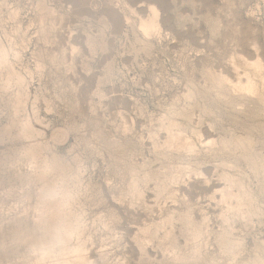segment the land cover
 I'll return each mask as SVG.
<instances>
[{
  "label": "rangeland",
  "instance_id": "rangeland-1",
  "mask_svg": "<svg viewBox=\"0 0 264 264\" xmlns=\"http://www.w3.org/2000/svg\"><path fill=\"white\" fill-rule=\"evenodd\" d=\"M128 1L133 6L137 4L142 6L144 15L149 13V2H156L162 6V35L155 36L157 44L150 55L145 52L137 54L133 45L135 37L132 36L133 27L130 23L122 21L114 22L109 27L107 36L110 44L106 51L93 55L90 52L84 31L86 27L89 29L91 27L87 23L88 15L93 21H97L100 15L108 10L115 9L122 12L120 7L122 0H86V4L77 9V4L72 0H53L54 4L62 6L60 8L66 12V15L57 25L54 39L49 41L44 40L38 32L37 0H0V28L7 29L6 31L11 34V46L20 52L17 67L28 73L31 90L28 110L33 116L36 127L43 129L42 137L51 141L52 149L69 161L73 162L77 155L85 158L82 164L85 168L83 187L86 185L85 188H89L86 194L90 195L92 192L93 197L86 195L82 197L85 201L86 223L93 233V252L103 256L109 264H116L125 257L132 264H140L141 259L146 256H142L143 252L134 236L148 224L159 222L168 213L173 212L175 207L183 208L185 205L183 199L194 206L197 216L201 213L208 214L210 228L214 232L209 237V243L212 245L206 248L214 251V246L216 249L214 235L216 230H219L220 200L213 198L212 195L219 194L223 184L219 179V169L215 167L218 163L215 157H205V165H202L205 171L203 175L188 172L182 174L183 176L181 175V179L179 178L176 183H171L178 190L180 199L182 198L181 204L173 202L168 195L157 200L153 180L143 184L148 185L145 187L144 200L134 201L135 198L131 195H125L126 197L120 200L119 197L124 193L128 183V177L123 175L126 169L125 163L116 165L112 161L96 130L103 129L111 141H127L129 147L126 148L127 150H122V155L125 161L140 165L141 173L149 168L165 172L166 166L170 164L169 166L172 167L174 163L175 168L179 163L182 165L180 167H186L187 159L184 157L157 158L156 152H153L155 149L150 133L154 130L159 131L157 140L164 141L167 134L160 126L159 119L165 114L163 110L168 109L172 102L179 101L180 104L184 102L183 94L187 89L188 79L193 80L198 87L204 85L203 67L208 66L214 71L227 73L231 75L232 80L238 81L237 71L233 69L231 63V56L234 53L243 55L244 59L250 61L261 55L264 61V0ZM16 7L19 9V15L17 14L15 20L9 14ZM45 23L51 24L48 19ZM95 29L97 30L96 26H93L90 31L96 34ZM4 40L6 43L9 41L6 36ZM72 42L76 46L79 45L75 52H72ZM62 47L66 49L64 61L38 67L37 60L42 58L45 49L57 53ZM72 58L75 59L73 69L69 68ZM115 58L116 63L119 61L115 64L116 76L99 84V78L106 76V66L109 62L115 61ZM241 68L245 67L238 69L243 72ZM29 71L32 73L29 74ZM45 98L50 99L52 108H47ZM73 103L77 106L76 109H73ZM4 105L0 104V123L7 125L8 109ZM221 107L226 108L224 105ZM196 114L195 121L199 116L198 113ZM212 119L220 128L232 127L239 134L244 135V131L231 125L227 118L221 119L214 114ZM127 120L128 130L124 122ZM202 128L205 134L202 140L211 141L217 134L216 130L209 127L208 122H205ZM85 142L88 144L86 145ZM18 145H20L19 141L0 143L1 174L8 172L9 169V172L19 168L32 170L31 164H19L12 160L9 162L11 158L5 157L6 148L10 149ZM258 148L264 152V144H259ZM180 159L182 162L179 161ZM169 160L172 162L169 163ZM11 162L12 164L9 165ZM5 169L6 171H3ZM0 176L2 178L5 176L3 180L0 179V194L3 196L5 193L4 202L7 201L0 202V210L5 218H8L13 213L19 212L24 204L16 203L14 200L8 201V193L13 187L5 182L7 173ZM252 185L257 188L255 178H252ZM13 190L21 189L14 187ZM261 217L263 222H257L256 217L252 226L245 227L237 223L233 230L235 236L245 237L244 257L253 254L256 241L264 238V216ZM106 221H109L111 227L113 225L114 228L110 227L113 231L103 225L108 223ZM7 222L8 219L3 223L5 228ZM174 229V233L184 245L186 239L183 226L174 220ZM147 249L146 255L151 264H179L170 259L166 261L171 254H164L156 241L149 243Z\"/></svg>",
  "mask_w": 264,
  "mask_h": 264
},
{
  "label": "bare ground",
  "instance_id": "bare-ground-1",
  "mask_svg": "<svg viewBox=\"0 0 264 264\" xmlns=\"http://www.w3.org/2000/svg\"><path fill=\"white\" fill-rule=\"evenodd\" d=\"M72 1L77 4L76 9L86 4V0ZM36 4L39 14H37L38 32L44 40H52L55 37L57 25L64 20L66 12L60 8L61 5L54 4L53 0H37ZM148 4L147 15L143 14L142 6L138 4L133 6L128 0H122V6H120L122 12L115 9L108 10L100 15L97 21H93L88 15L87 23L91 26L90 29L93 26L97 28L96 34L87 27L84 29L86 44L92 55L108 49L110 43L107 31L114 22L121 23V21L130 23L133 27L132 36H135L133 45L137 54L140 52L152 54L157 44L155 36L162 35L163 15L162 6L158 3L149 2ZM18 13L19 9L16 7L9 15L16 20ZM47 19L49 23L51 22L50 25H46ZM6 30L0 28V104H5L8 109V123L7 125L0 123V143L19 141L20 145L6 148L5 157L11 158L9 162L12 160L19 164H31L32 170L28 168L23 170L18 167L19 169H13L14 171L11 172L9 169V173H0V175L7 173L6 184L10 183L13 189L14 187L21 189L10 188L13 191L7 192L8 201L14 200L16 203L24 204L19 212L13 213L8 218H5L0 210V264H13L14 261L18 264H109L103 256L93 252V233L86 223L85 201L82 196L93 197V195H91L92 192L87 195L89 188H85L86 185L83 187L85 168L82 164L85 158L77 155L73 162L69 161L52 149L51 141L42 137L43 129L36 127L33 116L28 110L31 99L28 73L17 67L20 52L11 46V34ZM5 36L9 39L7 43L4 40ZM72 43V52H75L79 45ZM65 51V47L56 51L57 53L45 49L42 58L37 60L38 67H44L48 63H61L66 57ZM231 57L232 67L238 74V81L232 80L231 75L227 73L214 71L208 66L203 67L204 85L198 87L193 80L188 79L187 89L183 94L184 102L180 104L179 101H175L169 104V107L165 105L168 109L163 110L165 114L159 116L160 126L167 134L164 141L157 140L159 131L154 130L150 133L155 149L153 152H156L157 158L184 157L187 159L186 167H180L179 163V166L175 168L174 163L172 167L169 166L170 164L166 166L165 172L149 168L141 173L140 165L125 161L122 155V150L129 147L127 141L124 139V141H111L103 129L96 128L97 136L101 138L112 161L116 165L125 163L126 169L123 175L128 177V183L124 193H121L119 197L120 200L128 195L134 197V201L144 200L145 187L148 185L143 184L153 180L157 200L168 195L167 197L173 202L181 204L182 198L180 199L178 190L171 183H176L184 173L203 175L205 171L202 165H205L206 156L215 157V161L218 162L215 167L219 169V179L223 181V184L222 188L220 185V193L212 195L213 198L220 200L219 230H216L214 235L216 249L214 245V251L206 248L212 245L209 243V237L214 232L210 228L208 214L201 213L197 216L194 206L183 199L185 203L183 208L178 209L174 206L173 212L168 213L159 222L155 221L141 228L134 236L143 252L142 256H146L141 259L140 264H151L146 251L147 245L154 241L164 254H171L168 258L165 256L166 261L170 259L179 264H264V238L256 241L253 254L244 257L245 237L238 235L237 237L233 232L237 223L245 227L252 226L256 217L257 222H263L261 216H264V152L259 150L258 145L264 144V61L261 55L253 61L244 59L243 55L238 53H234ZM114 60L106 66V76L99 78V84L115 75V64L119 61L116 63V58ZM71 61L69 68L73 69L75 59L72 58ZM242 66L245 68H241L243 72L240 70L239 72L238 69ZM181 97H179L180 100ZM45 101L47 108H52L50 99L45 98ZM221 105L226 108L223 109ZM72 107L77 108L75 103ZM196 113L199 116L195 121ZM214 114L221 119L227 118L231 125L242 129L244 135L239 134L232 127L220 128L212 119ZM124 122L128 130L129 122L128 120ZM205 122L217 131L211 141L202 140L205 135L202 125ZM205 139H207L206 136ZM85 143L88 144V142ZM169 161V163L172 162V160ZM4 177L0 179L3 180ZM252 178L256 179L257 188L253 187ZM5 199V193L3 196L0 194V202H7H4ZM6 219L8 222L5 228L3 223ZM174 220L184 228L183 234L186 239L184 245L173 231ZM106 222L108 223L103 225L110 229L109 221ZM238 225L237 228H239ZM111 229L110 231H113ZM116 264L132 263L125 257Z\"/></svg>",
  "mask_w": 264,
  "mask_h": 264
}]
</instances>
